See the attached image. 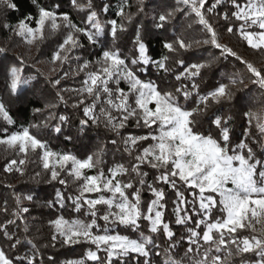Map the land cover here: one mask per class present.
Wrapping results in <instances>:
<instances>
[{
	"label": "snow or ice",
	"instance_id": "1",
	"mask_svg": "<svg viewBox=\"0 0 264 264\" xmlns=\"http://www.w3.org/2000/svg\"><path fill=\"white\" fill-rule=\"evenodd\" d=\"M31 2L37 8L36 15L22 16L12 24L7 12L19 11V7L15 0H0V14L4 17L0 19V27L29 45L44 42L62 27L66 30L48 56L50 71L57 72L59 68L56 78H50L48 83L57 89V98L62 103L67 104L62 93L74 92L77 99L72 107L83 105L84 117L79 120L76 137L65 134L69 116H54L51 112L40 123L19 131L0 130L6 135L0 139V145L14 151L5 172L24 176L29 153H34L50 177L48 183L64 186L65 191L55 189L43 205L65 211L70 208L73 215L61 214L49 221L54 231L43 247L91 246L79 258L58 260L49 254L47 264H161L159 256L164 257L162 264H264V154L258 156L247 137L245 142L232 143L234 115L231 111L225 113V109L235 108L241 118H247V136L253 135L255 122L260 137H264V99L257 106L248 100L250 92L237 95L251 83L264 96V67H257L221 43L211 22L216 16L231 21L225 28L227 33L237 35L252 50L264 53V0H177L182 7L171 9L162 4L151 15V29L138 24L131 58L115 47L118 32L127 31L125 24L110 19L106 27L101 21V15L109 10L107 4L97 11L92 0L86 3L71 0L74 8L87 12L82 27L73 23L68 13H60L59 4L45 7L38 0ZM224 6L230 10L221 14L218 9ZM128 7L125 0L116 15L130 23L133 13L126 12ZM185 10L202 26L204 38L189 40L183 35H173L162 41L168 54L162 59L152 57L147 36L152 30L165 29L176 12ZM141 14L149 15L145 0H136L135 15ZM81 35L91 48L100 47L93 59L78 54L85 47ZM208 46L218 50V54L207 59L197 54L198 49L207 50ZM7 53L8 48L0 46V89L19 98L32 86L33 78L26 74L23 59L11 58ZM188 53L192 55L179 58ZM228 57L240 61L246 75L229 74L225 81L202 92L200 84L207 70ZM153 67L161 74L159 82L142 78ZM167 75L174 82H168ZM77 76H81L79 87L61 86L62 80ZM122 83L126 89L121 87ZM56 107L46 105L47 109ZM202 115L210 126L207 131L200 123ZM0 119L8 125L15 123L2 99ZM52 119L58 120L52 126L57 136L63 135L70 142L89 140L87 148L91 147L90 133L101 126L114 135L90 154L78 157L68 151L53 150L48 140L31 131L49 127ZM130 121L137 129L148 131L122 133ZM259 142L264 147V140ZM107 143L121 144L131 165L115 162L107 169L101 167L106 163ZM41 174L36 171L32 179ZM70 183L75 187L68 192ZM88 194H93L92 198ZM23 199L32 202L36 197L29 193ZM15 202L16 219L0 225L3 238L0 264H45V254L34 240L26 241L29 250L24 251L20 249L19 234L9 231V225L19 227L17 220L23 219L21 213L30 211L21 207L20 195ZM3 210L7 213L6 204ZM173 225L184 228L187 235L178 236ZM23 232H29L26 223ZM5 243L15 253L13 256L8 255Z\"/></svg>",
	"mask_w": 264,
	"mask_h": 264
},
{
	"label": "trees",
	"instance_id": "2",
	"mask_svg": "<svg viewBox=\"0 0 264 264\" xmlns=\"http://www.w3.org/2000/svg\"><path fill=\"white\" fill-rule=\"evenodd\" d=\"M19 7V11L8 10L7 19L10 23L15 24L16 21L26 16L28 14L36 15L37 8L31 2V0H15ZM39 4L45 7H51L52 5L59 4L60 7L58 11L60 13H68L71 16L72 22L84 26L82 23L83 18L87 15V12L78 11L71 4V0H38ZM80 3H86V0H78ZM94 8L99 11L100 7L104 4L109 6V10L106 15H101V21L106 24L110 19H116L118 23L123 22L127 29L126 32H118V39L115 43V47L119 48L122 55H126L129 58L132 56L133 41L135 37V32L137 30L138 24L143 23L146 27L151 29L152 20L151 15L154 9L166 4L170 9L182 7L178 5L177 0H145V10L149 14L148 16L135 15L136 13V0H127L129 5L126 8V12L130 11L133 13L131 22L128 23L126 18L119 17L116 15L119 7L123 6L125 0H92ZM56 10V9H54ZM228 6H224L218 9L221 14L224 11H229ZM3 15L0 14V19H3ZM216 27L220 42L231 47L237 55H240L243 59L255 64L257 67H264V53H258L255 50L247 47L246 42L239 40L237 35L229 34L225 31V28L231 24V21H224L219 16H216L211 21ZM191 25V27H189ZM107 27V24H106ZM66 30L62 27L60 32L56 33L54 36L48 37L44 42L38 45H29L27 42L16 35L11 34L8 29L0 27V46L8 48L7 55L11 58H20L25 61L26 64V74L33 78L32 86L24 93L22 97H13L3 92L0 89V99L5 103L9 114L14 120L13 125H8L5 121L0 119V130L3 128H8L9 133L13 131H19L22 127H30L33 123H40L45 119L49 112L54 116L58 115H68L70 118V123L64 126L65 134L73 135L76 137L77 127L79 120L84 118L82 113L83 105L80 108H73L72 104L76 102L77 96L74 92L62 93L67 101V104L62 103L57 98V89L48 83V80L56 78L59 70L51 75L48 72L50 64L48 63V56L50 52L56 47V43L61 41L62 34ZM173 35H183L187 39L191 40L195 38H204V31L202 26L198 25L192 16L187 14V10L184 12H176L175 16L166 24L163 30H152L151 34L147 36L149 41L150 54L156 59H162L163 55L168 54L166 50L162 48V41L164 39H171ZM81 42L85 45L83 49L78 50V54L82 55L84 59H93L100 51V47L91 48L88 44L87 39L84 36H80ZM110 41V38H109ZM197 54H202L205 59L211 57L214 54H218V50L208 46L207 50L201 48L197 50ZM192 55L191 53L185 54L184 57ZM170 65L173 64L172 61L168 62ZM174 70L179 71L178 66L173 65ZM72 68H75L73 63ZM65 70H68V66H65ZM232 73L237 75H246L245 66L236 60L235 57L221 58L212 69L207 70V75L204 77L203 82L200 84L201 91L210 90V86L221 81H225V78ZM160 73H157L153 68L145 75L142 74V78H151L154 81H160ZM81 76L70 77L68 79L62 80L61 86L64 88H74L79 87ZM168 82H174L171 75L166 76ZM122 88L126 89L125 84H121ZM246 92H250L248 100L252 105H257L258 102L264 99L261 95L260 90L257 86L248 84V88L243 92H238L237 95H245ZM194 99V98H192ZM192 99L189 100V104L192 103ZM56 104L57 107L53 109H47L46 105ZM219 107V106H216ZM42 109L41 112H36L35 109ZM231 111L234 115L232 121L231 131L233 133L232 143L235 144L237 141L245 142L247 137V142L253 147L256 154L259 156L264 154V147L259 142L264 140V137H260L258 130L255 128V122H253L252 136H247L248 126L246 123L247 118H241L237 114L235 108L229 110L225 109V113ZM206 116L200 117V123L202 129L207 131L209 125L206 123ZM58 120L52 119L49 121V127L40 129H31L38 137L48 140L50 147L56 151H68L78 157H83L86 153H91L97 145L104 144L109 140L114 134L107 132L103 126L99 129H95L90 133L91 137V147L87 148L86 145L89 144V140L83 138L74 139L73 141H66L63 135L57 136L53 130L52 126L56 125ZM124 134H138L140 132L146 133L147 129H137L134 122L130 121L129 126L121 130ZM6 138V135L0 131V139ZM256 139L258 142L253 143L252 141ZM122 145H112L111 143L106 144L107 155L105 157L106 163L101 167L107 169L112 166L115 162H123L127 166H130L132 161L127 156L126 153L122 151ZM117 148H121V151H117ZM14 151L8 149L5 145H0V225L6 223L8 219H16L13 213L17 211V206L15 202V197L20 195L22 197L21 207H28L30 211L26 214L21 213L22 220H17V225H9L10 232H17L22 241L20 249L24 251L29 250V245L26 243L27 240L32 239L40 248V252L45 254V264H47L46 256L51 254L57 257L58 260H64L66 258H79L86 250L91 247L87 244H78L70 248L65 249H52L44 248L43 245L48 242L49 237L54 231L53 226L49 224V221L57 218L59 215L64 214L66 216H72L73 213L69 208L67 211L58 208H48L43 205V201L46 198H51L55 189H61L65 191L64 186L59 185L58 182L48 183L49 175L42 170V161H40L34 153H29V163L26 167V174L20 176L16 172H5L7 162L13 157ZM36 171H41V176L33 180L32 177L35 175ZM150 177L151 178V170ZM92 174V173H89ZM64 174L62 173V176ZM71 180V178H68ZM126 179V178H125ZM38 181V182H37ZM74 185L71 183L66 191L71 192L74 189ZM29 193H32L36 199L29 202L24 200L23 197ZM89 195V198H92ZM147 196L145 195V199ZM5 204L7 206V213L4 212ZM168 218L166 213V219ZM29 227V232L25 234L23 232L24 224ZM102 223V222H101ZM173 229L177 232V235H187L184 228L181 226L173 225ZM2 232H0V242H2ZM5 250L8 252L9 256H13L15 253L13 250L9 249L5 243ZM183 246V245H182ZM104 254L101 253V256ZM157 259L163 262L164 257L159 256ZM237 260L239 257L236 258Z\"/></svg>",
	"mask_w": 264,
	"mask_h": 264
},
{
	"label": "rangeland",
	"instance_id": "3",
	"mask_svg": "<svg viewBox=\"0 0 264 264\" xmlns=\"http://www.w3.org/2000/svg\"><path fill=\"white\" fill-rule=\"evenodd\" d=\"M32 46V45H31ZM50 68H51V65H50V67L48 68V72H49V74H51V75H53V74H55L56 72H52V71H50ZM59 70V68L57 69V71ZM6 146V145H5ZM88 195H92V194H88Z\"/></svg>",
	"mask_w": 264,
	"mask_h": 264
}]
</instances>
